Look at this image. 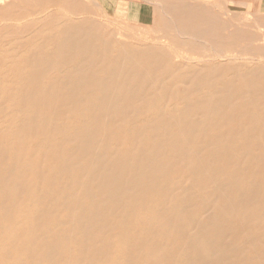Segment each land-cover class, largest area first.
<instances>
[{
  "label": "rangeland",
  "instance_id": "rangeland-1",
  "mask_svg": "<svg viewBox=\"0 0 264 264\" xmlns=\"http://www.w3.org/2000/svg\"><path fill=\"white\" fill-rule=\"evenodd\" d=\"M21 1L5 0L0 18L24 13L29 6ZM211 2L178 0L149 25L123 22L96 0H78L73 14L65 6L52 7L40 18L53 12L56 17L29 28L18 29L24 20L0 19V172L14 171L16 180L53 194L67 179L90 185L67 165L76 162L91 131L104 141L109 164L136 169L158 158L168 167L162 185L169 189L168 206L188 217L173 218L170 225L194 227L181 236L195 240L187 248L191 256L193 250L206 254L215 241L209 223L219 222L220 213L229 218L234 210L245 219L242 226L227 227L230 250L219 264H264V10ZM70 24H79L84 41L96 49L111 45L109 54L103 59L88 50L59 55L63 35L75 33L66 31ZM226 26L248 37L222 46ZM228 52L236 56L225 57ZM61 60L67 61L53 68ZM130 69L141 77L127 78ZM54 182L59 187H43ZM64 193L54 216L68 220L70 214L59 205L72 203L74 192ZM22 195L4 199L18 208ZM154 195L149 192L151 203L157 201ZM45 201L55 200L46 196ZM117 222L107 217L109 225ZM153 235L147 249L143 245L127 264H157L147 257L148 245L162 239L170 237L171 247L177 246L171 228Z\"/></svg>",
  "mask_w": 264,
  "mask_h": 264
},
{
  "label": "bare ground",
  "instance_id": "bare-ground-1",
  "mask_svg": "<svg viewBox=\"0 0 264 264\" xmlns=\"http://www.w3.org/2000/svg\"><path fill=\"white\" fill-rule=\"evenodd\" d=\"M21 2L29 7L24 13H17L20 14L19 18L15 17L17 14L14 17L4 15L0 18L1 21L24 20L25 22L19 25L18 29L29 28L33 24L47 22L56 17L57 14L53 12L43 17V20L40 18L52 7L65 6L72 14L79 10L75 7L79 5L78 0H23ZM4 3L5 0H0V6ZM10 7L11 4L6 10ZM70 25L66 26V31L74 30L75 33L63 35L62 44L56 49L59 55L75 57L79 56L81 51L88 50L95 55V58L103 59L107 53L109 54L111 45L100 51L92 42L84 41L79 24L76 28L73 24ZM231 27H223L224 33L219 39L222 46H230L235 39L248 37L241 32L234 35L229 30ZM28 42L29 40H23L21 44L25 45ZM156 53L158 52L151 51L149 54ZM228 53L229 55L225 57L236 56L233 55L234 52ZM66 61L61 60L55 63L53 68L63 66ZM130 71L133 73L126 76L127 78L134 80L141 77V74L134 69ZM111 76L124 78L119 75ZM88 77L93 78L94 74L91 72ZM71 92L74 93L72 90ZM80 93L82 92L79 90L75 91V94ZM115 93L117 92L109 91L108 95L114 96ZM87 132L88 141H83L81 145L83 147L78 157L76 156V162L69 163L67 170L75 173V176H83L86 180H90V185L84 182L73 183L72 180L67 179V183L59 188L60 192L53 194L44 188H39V185L29 180L25 183L16 180L13 177L14 171L8 172L11 175L0 172V193L2 194L0 198V264H127L135 252H140L144 246L147 249V241L154 238L153 234H164L167 228H171L178 234L175 236L177 246L171 247L173 239L170 237L148 245L147 257L150 262L153 260L157 264H219L230 250V242L226 241L227 237H225L229 233L227 227L230 224L242 226L245 218L234 210L229 218L220 213L217 216L220 219L219 222L209 223L212 237H215L213 245L208 246L205 255L201 250H193L191 256L187 248L195 240L187 241L181 236L194 227L170 225L173 218L185 220L188 217L181 215L176 207L168 206L169 189L163 190L162 187L165 185L163 178L167 174L168 167L161 166L158 158H153L152 161L146 160L136 169H131L125 164H109L106 150L102 148L105 147L104 141L98 140L91 131ZM81 160L85 161L86 166L79 163ZM57 185L54 182L43 187H59ZM65 191L74 192L72 203L59 205L70 214L68 220L54 216V208L65 196ZM151 191H154L153 197L157 200L156 203L150 202L151 199L148 196ZM18 195H22L18 201L21 207L18 208L14 207L10 199L6 201L4 199V197L15 199ZM46 196L55 201L47 203ZM81 200L86 204H81ZM224 210L226 211L227 208L221 211L224 212ZM109 215L115 216L119 222L109 225L107 223ZM178 223L181 222L178 220ZM99 231L104 234L101 238L97 236ZM95 236L99 239L97 242L107 247H103L102 250L94 247L93 245L97 243ZM110 238L112 243H109ZM114 249L117 251L115 257ZM182 257L183 260L179 259ZM240 261L239 259L238 262Z\"/></svg>",
  "mask_w": 264,
  "mask_h": 264
},
{
  "label": "crops",
  "instance_id": "crops-1",
  "mask_svg": "<svg viewBox=\"0 0 264 264\" xmlns=\"http://www.w3.org/2000/svg\"><path fill=\"white\" fill-rule=\"evenodd\" d=\"M99 6L117 19L140 25L152 24L160 14L177 5L178 0H96ZM204 5H214L211 0H201ZM252 10H264V0H228Z\"/></svg>",
  "mask_w": 264,
  "mask_h": 264
}]
</instances>
